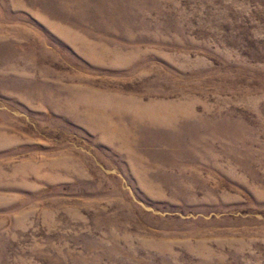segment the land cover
I'll return each instance as SVG.
<instances>
[{
  "label": "rangeland",
  "instance_id": "1",
  "mask_svg": "<svg viewBox=\"0 0 264 264\" xmlns=\"http://www.w3.org/2000/svg\"><path fill=\"white\" fill-rule=\"evenodd\" d=\"M0 264H264V0H0Z\"/></svg>",
  "mask_w": 264,
  "mask_h": 264
}]
</instances>
